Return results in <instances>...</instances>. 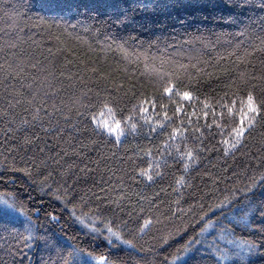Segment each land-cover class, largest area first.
<instances>
[{"label": "trees", "instance_id": "obj_1", "mask_svg": "<svg viewBox=\"0 0 264 264\" xmlns=\"http://www.w3.org/2000/svg\"><path fill=\"white\" fill-rule=\"evenodd\" d=\"M233 2L245 6L233 7ZM262 3L0 0V201L14 199L17 207L23 206L38 238L24 240L29 223L23 214L0 216V264L55 261L61 250L51 248L56 237L65 249L78 246L118 264H174L177 250L199 231V206L207 211L226 190L243 189L264 171V126L247 133L238 151L226 153L223 141L232 139L229 133L238 117L220 106L245 98L246 89L237 88L241 73L250 78L249 87L257 85L259 96ZM161 58L174 62L165 65V71L176 73L174 78L165 81L149 71L159 67ZM169 84L177 90L171 98L164 92ZM184 91L192 98L177 94ZM145 100H155V108L142 104ZM106 101L122 122L119 142L115 133L94 131L97 122L113 120L103 107ZM140 106L149 109L147 122ZM188 151L198 162L182 158ZM185 163H190L187 170ZM13 167L32 169V179ZM141 169L153 179L141 176ZM45 178L52 188L61 187V195L67 189L78 216L98 217L94 223L102 230L110 221L136 247L115 238L109 244L106 231L100 235L70 219L71 204L65 208L38 191ZM53 210L60 225L46 218ZM145 219L152 224L140 234ZM177 229L186 231L161 246L160 237ZM42 237H48L49 247ZM245 239L258 237L237 231L218 243L235 251L228 240ZM255 260L264 264L260 256ZM92 264H99L98 259Z\"/></svg>", "mask_w": 264, "mask_h": 264}, {"label": "snow or ice", "instance_id": "obj_2", "mask_svg": "<svg viewBox=\"0 0 264 264\" xmlns=\"http://www.w3.org/2000/svg\"><path fill=\"white\" fill-rule=\"evenodd\" d=\"M180 4H173L171 7L177 8L182 7ZM233 7H243L245 6L243 2L235 3L233 2ZM264 7V3L261 5ZM231 19V17H229ZM260 49L264 51V40L260 42ZM174 62L169 58L165 60L161 58L159 60V67H153L149 69L150 72L157 74L162 80H168L174 78L176 73L174 71H165V65H172ZM147 67V65H146ZM179 68H183V65H178ZM250 78L246 73H241L238 77L237 88L243 87L246 89L245 98H238L231 101V104H221L222 109H226L227 113L232 117H238V123H235L231 128L229 135L232 137L231 140L223 141L227 145L224 149L226 153H234L238 151L240 147L244 146L246 139V134L250 133L258 124L264 126V76L260 77L262 84L260 85L259 96L256 94L257 85H252L249 87ZM176 85L169 84V86L164 88V92L171 94L176 92ZM182 95L186 99L192 98V93L189 91H184L182 93H177ZM143 103H150L153 108H155V100L149 102L147 100ZM237 103L240 107L237 108ZM103 107L108 110V113L113 116L111 123L104 121L102 124L97 122V129L94 131H107L108 134L115 133L117 142L120 141V137L124 134V130L121 127V121L115 119V109L109 106L106 101L103 103ZM135 107V106H134ZM205 107L208 105L205 102ZM139 113L144 114L142 119L147 122L149 111L148 108L140 106L138 109ZM177 112L180 108L177 107ZM37 114L39 109L36 110ZM207 116V112L204 113ZM224 113L221 112V118H223ZM35 118V117H34ZM164 119L168 120L169 117L167 113L164 114ZM132 117H128V122L131 124L132 130H136L137 125L131 123ZM26 123V121H24ZM161 127H163L161 125ZM179 129L174 131L178 133ZM25 143H31L28 138H25ZM182 158L186 156L189 162H198V157L193 151H188L182 153ZM264 160V158H262ZM151 168V165L149 166ZM185 169L190 167V163H185ZM13 171L21 172L28 179H32L33 172L30 168H15ZM141 176H146L148 180H152L153 176L150 171L141 169ZM183 177L180 178L178 183L183 181ZM33 184L36 185L37 182L33 180ZM259 189V191H257ZM61 187L52 188L48 184L47 178L38 183V191L41 195H49L56 200L63 203L64 207L67 208L71 204L70 219L74 222H78L82 225L88 227L92 232L104 234L107 232L105 239L109 244H113V238L121 241L124 244H128L133 248L136 247L132 239L125 240L120 231L114 230L112 223L109 221L104 224V229H99L95 226L94 220L96 218H90L87 213H81L77 215V205L73 204L72 201L67 197V189H64V194L61 195ZM239 194V195H238ZM242 195L243 199H240ZM29 199H32L29 196ZM3 203L4 208L0 209V216L7 219L14 213H21L28 220L29 226L26 231L29 235L24 237L25 241H35L38 239L34 234V229L31 225V217L28 216L27 212L24 210L23 206L17 207V202L13 199L11 202L9 200L0 201ZM43 203V202H42ZM179 204V201H177ZM81 207L83 206V201H81ZM201 208V213L197 226L199 231L190 236L181 245L180 249L177 250L178 254L174 257V264H221L222 261L232 260V264H257L255 257L260 256L264 258V171H262L259 176H253L250 178V182L243 188H233L228 189L224 192L222 197L217 198V202L208 206L207 211H203L204 205L199 206ZM64 209H61L63 211ZM41 211L40 208L36 209V215H39ZM180 211V209H178ZM46 218L50 222H55L60 225L61 217L55 214V210L52 212L45 213ZM152 224L150 219H145L143 225L138 229L140 234H143L147 228ZM202 225V226H200ZM65 225H61V232L64 231ZM181 231H186V229H177L174 232H169L167 235L160 237V245H168L175 236L181 234ZM237 231H250L253 235L258 237V240H243L242 242L236 240H228L229 244L234 245L235 251L228 248H221L218 241L224 240L229 236L235 235ZM66 235V234H65ZM211 237V239H209ZM41 239L45 242V247L48 245V237H42ZM69 239H72L69 237ZM26 247H33V244H26ZM51 248H60L61 250L57 253V259L52 261L51 258L48 264H92L93 260H97L99 264H118L116 260H110L107 256L100 255L98 258L95 253L88 251L87 249L70 246L65 249L63 245L60 244L59 237H56L51 244ZM67 252L65 255L64 252ZM235 258V259H233Z\"/></svg>", "mask_w": 264, "mask_h": 264}, {"label": "rangeland", "instance_id": "obj_3", "mask_svg": "<svg viewBox=\"0 0 264 264\" xmlns=\"http://www.w3.org/2000/svg\"><path fill=\"white\" fill-rule=\"evenodd\" d=\"M1 205H3V203H0ZM235 249V248H234Z\"/></svg>", "mask_w": 264, "mask_h": 264}]
</instances>
